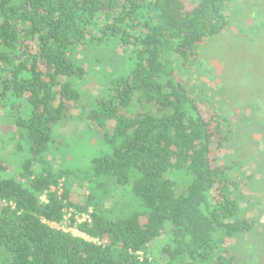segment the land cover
<instances>
[{"label": "trees", "instance_id": "obj_1", "mask_svg": "<svg viewBox=\"0 0 264 264\" xmlns=\"http://www.w3.org/2000/svg\"><path fill=\"white\" fill-rule=\"evenodd\" d=\"M235 1L0 0V111L22 157L16 171L0 159V264L264 260V224L241 203L255 174L225 158L233 128L184 73L231 30ZM95 78L82 114L111 150L72 168L59 129ZM70 210L86 238L52 227Z\"/></svg>", "mask_w": 264, "mask_h": 264}, {"label": "rangeland", "instance_id": "obj_2", "mask_svg": "<svg viewBox=\"0 0 264 264\" xmlns=\"http://www.w3.org/2000/svg\"><path fill=\"white\" fill-rule=\"evenodd\" d=\"M235 3L231 30L200 47L189 60L184 73L192 79L196 94L203 98L202 103L220 106L218 108L233 128L234 142L232 141L225 158L230 162L237 160L242 165L241 173L255 174L252 184L242 186L241 193L244 198L241 203L248 215L259 225L264 224V0H236ZM86 62L87 70L95 72L97 76L105 74L104 71L99 74L96 63ZM116 70H119L118 66ZM86 84L88 89H84L80 114L72 121H66L59 129L60 135L68 143L63 151L66 160H62L67 166L80 169L90 159L111 150L109 143L95 139L98 143L93 145L88 138L91 133L86 115L82 113L84 106L93 101L99 90H93L98 85L96 78ZM17 134V130L8 122V113L1 110L0 159L8 163L13 171L22 162V157L19 155L16 158L15 154ZM92 134L94 138V131ZM55 153L53 151L49 154L46 160L51 161L54 168H58L61 154ZM238 175L237 171L235 176ZM41 201H47L46 195L41 197ZM107 204L109 202L105 205ZM72 215V210L67 212L58 228L65 232H75L77 228L72 221ZM261 236L264 235L259 237ZM260 241L262 258L264 238ZM244 257L256 263L257 259L252 258L251 254L241 256ZM260 264H264V260Z\"/></svg>", "mask_w": 264, "mask_h": 264}, {"label": "built area", "instance_id": "obj_3", "mask_svg": "<svg viewBox=\"0 0 264 264\" xmlns=\"http://www.w3.org/2000/svg\"><path fill=\"white\" fill-rule=\"evenodd\" d=\"M86 220H88V216L87 215H79V216H77V222H79V223L83 222V221H86ZM51 225H52V227L59 229L58 228V225H59L58 223H52ZM60 230H62V229H60ZM72 234H74L75 236H78V237L86 238V236L83 235L78 230H76L75 232H72Z\"/></svg>", "mask_w": 264, "mask_h": 264}]
</instances>
